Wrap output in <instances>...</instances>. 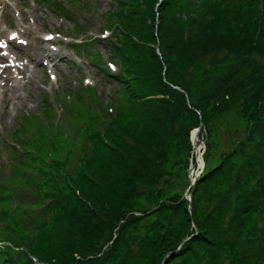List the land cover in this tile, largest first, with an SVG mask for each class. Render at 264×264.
Masks as SVG:
<instances>
[{
  "label": "trees",
  "instance_id": "1",
  "mask_svg": "<svg viewBox=\"0 0 264 264\" xmlns=\"http://www.w3.org/2000/svg\"><path fill=\"white\" fill-rule=\"evenodd\" d=\"M117 4L119 8L114 13L117 24L115 32L117 35L120 32L123 33L118 39L116 38L115 45L111 47L110 44V47L119 57L123 73L112 76V78L116 83L122 85L114 91L122 95L126 100V105L119 106L116 112L111 115L112 125L106 130V144L102 143L104 135H96L93 140V147L96 151L93 149L90 162L84 163L85 168L79 174L80 181L77 187L72 185L70 188L72 198L69 205L61 206L57 203L56 198H51L47 192H43V195L39 196L42 200L39 201L38 207L30 209L29 215H27L23 207L24 204H27L23 200L25 193H22V189L14 192L15 196L10 193L5 196L2 192L5 199L16 203L10 214L14 218L13 226L17 225L23 233L41 231L39 237H46V242L48 241L52 246L45 251L46 253L43 252L41 246H38L40 252L30 251L26 249L25 241L27 239L23 237V244L16 247L17 249H9L11 254H16V258L8 257V264H22V258H25V264H36L30 258L32 255L42 264H94L99 261L100 256L105 259L113 258L118 252L119 248L117 247L125 246L123 235L127 224L124 222L125 216L135 217L136 213L117 214L114 202L118 193H115L112 198L104 200V197L96 198L92 192L100 190L103 186V183L100 182L101 178L104 177L103 180L110 179L111 174L118 167L129 170L131 166L135 168L133 177H129L127 180L128 188L131 191L134 190L132 195H136L137 183L151 184L161 176L167 161L168 148L159 153L155 149V142L151 139L147 149L156 157L152 161L145 160V157L138 158L139 145L143 147V143H140L136 138V133L142 123H145L144 119L147 113L151 114L152 126L167 127L169 129L167 133H174L176 137H183L185 134L188 137L191 128L200 127V130L202 129L206 114L203 108L209 103L211 97L215 98L211 105L214 116L230 109L235 104L232 97L235 93L226 90L236 77L221 81L216 88L211 84H205V82L199 84L194 82L197 79V75H194L195 63L201 57L216 52H224L228 55L236 54L242 61L250 56H256L255 54L264 57V6L244 8L234 0H118ZM156 6H158V22L151 24ZM127 16L128 21L126 22ZM149 19L150 21L147 22ZM238 22L243 23L240 24L242 29L239 32L235 29L237 25L233 26L232 24ZM204 24L212 25L205 31V35L212 34V38H208L210 40L206 37L193 40L189 38L188 34H184L188 29L199 28ZM149 27H154V30L156 27L152 34L157 37V42L160 44L157 50L159 54H154L153 60L149 59L142 50L146 47L147 42H151L147 35ZM170 36H177L176 43L174 40L168 41ZM165 41L170 46L165 45ZM165 47L173 50L180 47V54L185 55V58L168 62L166 59L168 53ZM191 70L193 71L190 73ZM253 74L249 75H252L251 80H248L249 84L255 83L256 74L254 79ZM195 86H201L197 100L192 99V90ZM226 93L230 94L229 98L231 99H224ZM257 94L259 96L257 101L244 104L247 110L253 109L246 129V138L235 142L232 151L224 154L219 165L211 170L205 169L191 188L192 213L195 214V203L200 198L208 194V201H211L215 197L212 192L214 186L226 187L225 192L219 193V195H223V198L220 195V199L215 205L216 211L222 213L232 211L228 229H223L225 235L222 234L223 224L222 228L220 227L221 231L220 228L218 229L221 213L217 214L218 217L209 216L205 222L201 223L197 215H195L196 220L190 218L186 200H178L166 206H169L168 208L175 215H178V211L181 212L183 217L180 216V218H183V221H189L190 227L184 230L181 237L180 234L176 235L174 247L155 249L152 259H155L157 250L161 251L160 253L166 249L168 252H172L177 249L184 237L192 236L177 253H171L166 258V262L170 261L172 257L174 258L173 255L186 257L193 254L195 243H197L206 245V247L210 245L211 249L207 250L208 259L205 264H219L224 261V258L230 259L229 264H264V224L253 232H247L246 238L243 237L245 226L249 222L257 220L254 218V213L262 205L261 197H264V141L261 139L254 147L255 166H246V168L243 166L242 169L234 171L230 164L235 153L234 147L241 144L240 148L243 149L246 146L243 140L249 138L250 141L255 142L256 137L264 136V118L261 117V113L264 111V87L260 88ZM188 115H192L193 119L186 124ZM180 121L183 123L177 127V122ZM175 129L176 132H174ZM151 134L158 144L163 145L164 138L160 140V134L154 130ZM109 136L111 137L110 141ZM105 151L106 155L103 154ZM203 161L207 164L206 158ZM97 164L103 166L94 169ZM144 166L149 167L147 172L144 170ZM252 177L258 178L255 186L250 184ZM27 185L39 188V182L33 177L24 178L25 188ZM232 192L236 193L234 198ZM128 195L130 194L125 195V199ZM46 200L48 203L44 205ZM91 200H94L97 206L90 203ZM57 206L60 208V212L53 218L51 211ZM31 213L33 214L30 215ZM17 215L28 220L31 218L35 222L33 225L35 230L27 229L25 224L16 220ZM6 221L0 217V223L3 226H6ZM51 221L53 232L49 233L47 228ZM183 221L180 223L182 224ZM170 234L171 232L168 231V236ZM251 234L252 237L247 236H251ZM160 239L161 237L155 232L151 243L152 247L158 248ZM19 255L22 257L18 258ZM184 257L178 258L175 264H185Z\"/></svg>",
  "mask_w": 264,
  "mask_h": 264
},
{
  "label": "rangeland",
  "instance_id": "2",
  "mask_svg": "<svg viewBox=\"0 0 264 264\" xmlns=\"http://www.w3.org/2000/svg\"><path fill=\"white\" fill-rule=\"evenodd\" d=\"M64 1L70 2V0ZM64 1H60L63 7L66 3ZM234 1L244 8L249 6H264V0ZM83 2L85 1L83 0ZM113 3H115V0H86V5H88L89 8L83 12V16L80 18L77 16L76 19L79 22L84 21V25H87V27L99 30V27H102L103 22L106 20L105 16L113 12L111 6L114 5ZM157 9L158 6L155 7L156 12L153 20L150 22L151 24H157L158 22ZM35 10L37 11L38 15L42 14L41 8H36ZM48 10L51 12L53 17H49L50 20L56 19L61 14H65L66 23L64 26H67V30L73 27V17L75 15H73V12H65L61 10L60 14L54 7H48ZM46 15H49V13L47 12ZM128 16L125 19L126 22L128 21ZM149 21L150 19L147 20V22ZM232 24L233 26L237 25L235 29H237L238 32L240 29H242L240 24L243 23L238 22L236 24ZM46 26L49 28L52 27L51 24H47ZM211 26V24H204L199 28L193 27L188 29V31L184 34H188L189 38H192L193 40H200V37H206L207 39L212 38V34L209 36L208 34L205 35L206 28ZM34 28H39V30H42L38 22L34 25ZM155 30L154 27H149L147 35L148 39H151V42H147L146 47L142 48L146 56L152 60L154 54L158 53L157 50L158 46L160 45L157 42V37L152 34L155 32ZM122 33L123 32H120V34L117 35L116 32H113L109 38L111 41L108 43L101 42L100 44L98 40L95 41L96 44L95 46H92V52L87 51L91 55L93 54L97 56L99 60V66H101L100 69H103L104 67L103 60H107L106 58H108L110 59V63L117 67H115V72L121 73L122 64L114 51H110V44L111 47H113L117 41L116 38L118 39ZM169 40H174L176 43L177 36H170L168 41ZM164 44L170 46L167 41H165ZM176 49L177 48L174 50L167 49L165 47V50L168 53V57L166 58L168 62L171 63L174 60L185 58V55L180 54V47L177 50ZM39 50L40 48H38V51ZM129 52L131 51L129 50ZM52 55L58 59L59 64H64L65 59L70 57L69 52L66 56L64 54ZM255 55L256 56H250L245 61H242L241 58H238L236 54L228 55L224 52H216L211 55L209 54V56L205 55L201 57L195 63L194 75H197V79L194 82L199 84L205 82V84H211L212 87L216 88L221 81L224 82L226 79L236 77L226 90L230 93H235L232 96L235 104L230 109L222 112L219 115H212L213 111L211 105L215 101V98L212 97L209 99V103L203 108L206 114L204 118V124H202L203 127L198 133V141L201 147L202 158L203 160H205V158L207 159V164L204 161L203 169L199 170V168H197L195 170L194 176L196 177V180L200 177L205 169L211 170V168L219 165L221 160H223L224 154L228 153L230 150L232 151L234 143L238 142L240 139L246 138L247 136L246 129L250 118V113L253 111V109L247 110L244 104L251 101H257L259 99L257 93L260 91V88L264 87V57L260 54ZM35 56L40 60L41 56H39L37 53ZM78 60H81V62L78 61V71L69 73L68 69L63 70L60 68L59 76L61 77V80L69 82L70 77L78 79V76L86 75L98 80V83L96 82L95 86L101 90L103 88V86L99 84L101 77L99 78V76H96L95 74V70L97 71V69L93 64L94 61L92 62L91 60L90 62L87 57H85L83 52L81 55H79ZM35 68L36 71L32 74L31 81L25 85L19 86L16 89H10L7 91L13 102H17V104H20L19 102L21 101L29 102L41 93V90L37 85V81L40 80V78L45 80V76L43 74L42 67L39 64H37ZM192 71L193 70H191L190 73ZM246 73L247 75H245ZM250 73H254L253 79L256 74L254 79L255 83H248V80H251L250 78L252 77V75L249 76ZM229 74L231 75L229 76ZM104 85L105 92L103 93V96L107 97L113 94L112 90L114 88L122 86L113 80H107V83ZM177 89L182 91L179 88ZM200 89L201 86L194 87L192 90V99H198ZM88 93V96H82V107L80 109L74 107L71 114L68 113L67 110H63V117L61 121L54 118H39L38 116L34 117L33 120H35L36 125L42 124L44 126L41 131L36 129L37 126L35 128L37 130L38 137V143H36L35 146L37 147L38 152L41 151V149L43 151H49L50 159L48 164L43 165V168L47 167V169H43L44 174L36 170L38 169L37 167H34L35 169L33 172H37L38 174V189L32 188L29 185H27L25 188L24 174L27 171L25 170L24 165L15 166L7 173H0V217L3 218V220H7L6 226H3L2 223H0V248H2L0 250H2L1 252L3 256L7 254L6 257H13V259L16 258V254H11L9 249H15L16 247H19L21 244H23V237L27 239L25 241V247L30 251L40 252L38 246H41L43 252L46 253L45 251L52 247L48 241L46 242V237H39L41 231L35 233H23L19 230L17 225L13 226L12 220L14 218L13 216H10L11 210L13 209L10 207L9 200L7 198L5 199L3 196V193L5 196L7 195L6 188L12 187L14 192H18L19 189H23L22 193H25L23 200L27 204H24L23 207L25 208L27 215H29L28 211L30 209H35V207H38L39 201L42 200V198L39 196L43 195V192H47L51 198H56L59 205H69L72 198L70 188L72 185L77 187L80 181L79 174L85 168L84 163L86 161L90 162L93 156V140L95 139L96 135H104L105 139L107 140L105 134L107 132L106 130L112 125V120H110L111 115L116 112V109H118L119 106L126 105V100L120 93L114 98L110 97L111 100L107 99L108 105H105V101L102 99L98 100L94 98L91 92L88 91ZM229 96L230 94L226 93L224 99H231ZM63 105L67 106L68 102L63 101ZM112 110L114 111L111 112ZM67 113L70 114L73 119L68 118ZM261 117L264 118V111L261 113ZM151 119V114L148 112L146 118L144 119L145 123H142L141 127L136 133V138L140 141V143H143V147L139 145L140 154L138 158L145 157V160L152 161L156 157L152 155L149 149H147L151 139L153 142H155V149H157L159 153H162L168 148L166 152L167 161L164 164L162 174L155 182L151 184H146L147 182H143L144 184L140 182L139 184L137 183L138 188L136 189V195H132L134 190L131 191L127 185L128 178L133 177L135 173V168L132 166L130 167V170L128 168H116L111 174V178H108V180H103L104 177L101 178L100 182L103 183V186L100 190H95V192H92L95 194L96 198L104 197V200H106V198L110 199L115 193H118L114 202V209L116 212L118 211L117 214L120 215L124 212H134L136 214L135 217L128 215L124 218V222L127 223L123 234L125 246H118V252L113 258L105 259L100 256L99 261L94 264H175V261H177L178 258H183L184 256L179 257L177 255H173L174 258L172 257L170 261L166 262V258L171 253H177L183 244L189 239V236H186L181 240L176 250L168 252L166 249L165 251L163 250L162 253H160L161 251L157 250V252H155V259L151 258L155 249L174 247L176 245L174 243L176 242V235L180 234L181 237L184 234V230L190 227L189 221H183V218H180V216H182L181 212L178 211V215H175L172 213V210L168 208L169 206H166L172 202H177L178 200L185 199L188 203L187 211L190 218H194V220H196L198 217L201 223L205 222L209 216L218 217L217 214L221 213L222 215L219 216L220 222L218 221V229L220 227L222 228V224V231L225 228L228 229L227 226H229V219L231 217L232 211L229 210L225 213H222L215 210V205L217 204V201H219L221 195H219V193L226 191V187L224 186H214L212 188V192L214 193L215 197H213L211 201H208V194L205 197L200 198V200L195 203L196 213H192L193 204L191 205V188L194 185L189 188L188 192H186V189L189 187V169L195 164L193 162L194 159L191 133L197 128H191L192 130L190 129L191 131H189L188 137H186V134L183 137H176L174 133H167L169 131L167 127L156 128L152 126L153 123H151ZM192 119L193 116L188 115L186 124ZM182 123L183 121L177 122V127L182 125ZM28 128L35 130L34 127ZM153 130L160 134V140H163L164 138L163 145L158 144V142L152 138L153 134L151 133ZM174 132H176V129ZM161 134H163L162 137ZM5 135V133L2 134V136ZM108 139L110 141L111 137L109 136ZM261 139L264 141V136H262V138L256 137L255 142L250 141L248 138L247 140H243L246 144L243 149L240 148L241 144L234 147L235 153L230 162L234 171L242 169L243 166L246 168V166L249 167L256 165V157L255 154H253L255 151L254 147H256V143ZM102 143L106 144V142L103 141ZM43 146L44 148H42ZM25 149V147L21 148L20 153L25 151ZM94 151L96 150L94 149ZM99 153L102 154L101 151H99ZM103 154L106 155V151ZM247 162L248 164L246 165ZM3 165H5L4 162L0 160V166ZM100 166L103 165L97 164L94 169ZM144 170L147 172L149 167L144 166ZM257 179L258 178L254 177L251 178V186L256 185ZM67 184H69V186H67ZM201 189L199 190L201 191ZM126 194H130L126 197L127 199H125ZM235 194V192H232L233 198ZM187 195L190 196V202L187 200ZM221 196L223 198V195ZM261 201L262 205L259 206L258 210L254 213V218L257 220L251 221L245 226V233L243 235L244 238H246L247 232H253L264 224V197H261ZM94 202V200H91L90 203H93L95 206H97V204ZM7 209L8 212H6ZM59 212L60 208L58 206L55 207L51 211V217L54 218V216ZM32 214L33 213L30 215ZM195 215H197V217H195ZM129 217L131 218L127 219ZM15 219L20 222L22 217L17 215ZM52 221L47 228L49 233L53 232V226H51ZM181 221H183L182 224L180 223ZM34 224L35 222L29 218L27 228L30 229ZM168 231L171 232L169 236ZM155 232H157L159 237H161L158 248L152 247L151 245ZM256 233L257 231L255 234ZM222 234L225 235L224 231ZM247 236L252 237V234L251 236ZM185 238L187 239L183 241ZM195 244L194 253L184 257L185 264H205L207 261V250L211 249L210 245L206 247V245H200L197 243ZM32 256L35 258L36 264H42L37 261L34 255ZM21 257L22 255L18 256V258ZM229 260L230 259L224 258V261L219 264H229ZM1 264H6L4 259H2ZM22 264H25V258H22Z\"/></svg>",
  "mask_w": 264,
  "mask_h": 264
},
{
  "label": "water",
  "instance_id": "3",
  "mask_svg": "<svg viewBox=\"0 0 264 264\" xmlns=\"http://www.w3.org/2000/svg\"><path fill=\"white\" fill-rule=\"evenodd\" d=\"M175 88V87H174ZM175 89H177V88H175ZM199 130H200V127L199 128H197L196 130H194L192 133H191V142H192V148H193V152H194V157L196 158V159H199V158H201V162H200V167H198V168H200V170H202L203 169V165H204V162H203V159H202V152H201V149L200 148H197V146H196V144H195V142L197 141V135H198V133H199ZM199 152H200V154H199ZM199 156V158H197ZM195 167H196V163L194 164V165H192L191 167H190V169H189V172H188V178H189V187L186 189V192H188V190H189V188L191 187V186H193L194 184H195V182H196V177L194 176V169H195ZM187 197V200L190 202V196L189 195H187L186 196ZM190 237H192V236H189V238ZM187 238H185L183 241H185ZM181 246V245H180ZM178 251V250H177ZM176 251V252H177Z\"/></svg>",
  "mask_w": 264,
  "mask_h": 264
},
{
  "label": "bare ground",
  "instance_id": "4",
  "mask_svg": "<svg viewBox=\"0 0 264 264\" xmlns=\"http://www.w3.org/2000/svg\"><path fill=\"white\" fill-rule=\"evenodd\" d=\"M193 133H194V132H193ZM193 133H192V134H193ZM198 140H199V136L197 135V141L195 142V144H196L197 148H200V149H201ZM199 154H200V152H199ZM197 158H199V156H198ZM193 159H194L193 162L196 163L198 167H200V166H201V165H200V162H201L200 160H201V158L196 159V158L194 157V152H193ZM198 167H195V169H194V171H193L194 173H195V170H196ZM199 170H200V168H199Z\"/></svg>",
  "mask_w": 264,
  "mask_h": 264
},
{
  "label": "snow or ice",
  "instance_id": "5",
  "mask_svg": "<svg viewBox=\"0 0 264 264\" xmlns=\"http://www.w3.org/2000/svg\"><path fill=\"white\" fill-rule=\"evenodd\" d=\"M13 39H15V37H12ZM48 39H51V37H48ZM0 46H2V45H0Z\"/></svg>",
  "mask_w": 264,
  "mask_h": 264
}]
</instances>
